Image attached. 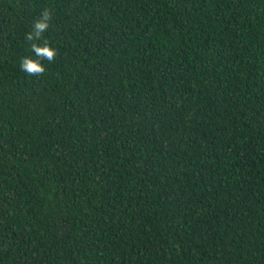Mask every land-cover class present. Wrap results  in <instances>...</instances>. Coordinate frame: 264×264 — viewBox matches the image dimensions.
Instances as JSON below:
<instances>
[{"label":"trees","instance_id":"trees-1","mask_svg":"<svg viewBox=\"0 0 264 264\" xmlns=\"http://www.w3.org/2000/svg\"><path fill=\"white\" fill-rule=\"evenodd\" d=\"M0 264H264V0H0Z\"/></svg>","mask_w":264,"mask_h":264},{"label":"clouds","instance_id":"clouds-1","mask_svg":"<svg viewBox=\"0 0 264 264\" xmlns=\"http://www.w3.org/2000/svg\"><path fill=\"white\" fill-rule=\"evenodd\" d=\"M53 13L45 9L41 16L34 21L32 31L28 32L25 39L31 43L33 57H24L21 60V71L30 76H43L47 71L44 61L52 63L58 56L59 49L53 47L44 34L52 24Z\"/></svg>","mask_w":264,"mask_h":264}]
</instances>
